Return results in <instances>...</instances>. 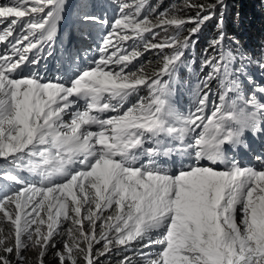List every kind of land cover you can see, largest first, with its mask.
<instances>
[{
    "label": "snow or ice",
    "instance_id": "1",
    "mask_svg": "<svg viewBox=\"0 0 264 264\" xmlns=\"http://www.w3.org/2000/svg\"><path fill=\"white\" fill-rule=\"evenodd\" d=\"M110 2L111 21L90 0H0V264H31L33 250L36 264L114 250L117 264H264V151L256 164L234 154L264 138V52L226 45V0H185L194 16ZM66 18L87 47L64 51ZM213 19L189 87L179 71ZM154 50L151 72L134 64Z\"/></svg>",
    "mask_w": 264,
    "mask_h": 264
},
{
    "label": "trees",
    "instance_id": "2",
    "mask_svg": "<svg viewBox=\"0 0 264 264\" xmlns=\"http://www.w3.org/2000/svg\"><path fill=\"white\" fill-rule=\"evenodd\" d=\"M185 0H151L154 5L159 3L160 11L165 8H169L172 5L177 6L180 9L179 15L182 16H194V9H184ZM208 0H192V3H207ZM227 9L224 12V31L227 35L226 45L237 48V45L233 41H238V49L240 52L246 54L247 56L258 58L262 52H264V0H226ZM102 13H100L101 15ZM186 27H192V25H186ZM174 33V32H173ZM172 33V34H173ZM187 35V33H183ZM217 35L216 20L208 22L197 34V37L193 39H198L195 47L190 49L186 54V59L189 63L195 60L194 64H191L192 71L190 72L187 68H181L180 72H183L188 76L190 83L194 85L196 82V76L194 73L199 71L198 65L201 59L202 53L206 48H208L209 42L214 39ZM200 48V49H199ZM203 49V50H201ZM67 52L68 49H66ZM167 51V50H166ZM146 62V63H145ZM143 64L146 71L153 67H157V57L155 50L147 52L137 61V64ZM207 70V69H205ZM259 70L252 68V74L256 75ZM130 100H133L130 99ZM185 96L178 87V95L173 98V102L180 109L181 107L187 110V105H191L187 101L184 103ZM134 101V100H133ZM123 255V254H122ZM121 256L112 257V262L109 264H115ZM48 264H57V261L53 258H46ZM31 264H36L35 260H30Z\"/></svg>",
    "mask_w": 264,
    "mask_h": 264
},
{
    "label": "rangeland",
    "instance_id": "3",
    "mask_svg": "<svg viewBox=\"0 0 264 264\" xmlns=\"http://www.w3.org/2000/svg\"><path fill=\"white\" fill-rule=\"evenodd\" d=\"M76 2H77V0H68V4L70 6L71 5H75ZM150 2H151V0H150ZM90 3L93 5V7L91 9V11L93 13H95L97 15H100V13H102L100 16L101 17H105L106 16V18L109 21H111L113 19V16L115 14L116 9H115L114 5L110 2V0H90ZM152 5H154V3ZM66 17H67V12H66ZM66 32L68 33V35L65 38V49H64V51H66V49H68V51L71 52L73 46H77V47H79V46L87 47L88 46L85 42H82V41L79 40V38L75 34V31L71 27L70 20L67 19V18H66V20L64 22L61 23V26H60V35L61 36H64V34ZM173 32H175V29H169V34H172ZM193 38H195V37H193ZM58 43H59V38H58ZM129 43H131V42H129ZM0 47H2V45H0ZM201 50H203V49H201ZM60 52H61V49L58 47L57 48V51L54 53L53 57H49L48 58V61H47V70H46V76H47V78H51L52 76H54L56 74L57 61H59L60 58H61L60 57ZM186 55L187 54H185V56ZM141 57H143V56H141ZM134 64H136L137 66H139L137 64V61H134ZM154 68H156V67H153L150 70H153ZM42 70H43V66H42ZM205 71H207V70H205ZM148 72H151V71L148 70ZM178 75H179V79H180L181 83H186L187 85H189V87H191L190 86L191 83H190V80H189L188 76H186L185 74H183V72H180V71H179V74ZM253 76H254V78L257 81H260L261 80V75H260L259 71L256 73V75L253 74ZM181 92L185 96V100H183V102L184 103H187V101H188L189 103H191V96H190L189 92L187 90H183V89H181ZM140 95L141 96H146L147 95V89H142V91L140 92ZM177 95H178V87H177V91H176V94H175L174 97H177ZM130 99H132V98H130ZM190 106L191 105H187V108L190 107ZM184 109L185 108H183V107L180 108L181 111H184ZM246 136H247V139H248V148H252V146H254L253 145L254 138L251 136V134H246ZM242 150H246V149H244V148H238L235 151L234 154L237 157V159L241 160L243 163H253V164H256V162L252 160V156L254 154H256V153H259V152H255V151L252 152L251 153V161L244 162L242 160ZM0 162H2V161H0ZM256 166H258V165H256ZM5 229L7 230V225H5ZM57 246L60 247L59 244ZM100 246L101 245H96L97 248H99ZM27 255L29 257V260H35L36 261V251L35 250L29 251L27 253ZM50 257L51 256L46 257V258H50ZM112 257H117V255L115 253V250L113 251V253L110 256L100 257L99 264H109V262H112L113 261L112 260ZM117 262L118 261H116L115 264H117ZM81 264H83V261H81Z\"/></svg>",
    "mask_w": 264,
    "mask_h": 264
},
{
    "label": "bare ground",
    "instance_id": "4",
    "mask_svg": "<svg viewBox=\"0 0 264 264\" xmlns=\"http://www.w3.org/2000/svg\"><path fill=\"white\" fill-rule=\"evenodd\" d=\"M254 146L252 148H248L246 150H242V160L244 162L251 161V153L252 152H261L264 151V138H254Z\"/></svg>",
    "mask_w": 264,
    "mask_h": 264
}]
</instances>
